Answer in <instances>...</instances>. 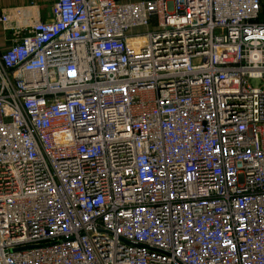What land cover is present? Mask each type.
Returning a JSON list of instances; mask_svg holds the SVG:
<instances>
[{
	"label": "built area",
	"instance_id": "2783aa9c",
	"mask_svg": "<svg viewBox=\"0 0 264 264\" xmlns=\"http://www.w3.org/2000/svg\"><path fill=\"white\" fill-rule=\"evenodd\" d=\"M39 8L0 11V264H264V0Z\"/></svg>",
	"mask_w": 264,
	"mask_h": 264
},
{
	"label": "crops",
	"instance_id": "0c3cea01",
	"mask_svg": "<svg viewBox=\"0 0 264 264\" xmlns=\"http://www.w3.org/2000/svg\"><path fill=\"white\" fill-rule=\"evenodd\" d=\"M54 1L55 0H0V11L15 6H26L30 3H35L40 7L39 12H41L42 15H46Z\"/></svg>",
	"mask_w": 264,
	"mask_h": 264
},
{
	"label": "rangeland",
	"instance_id": "374dc122",
	"mask_svg": "<svg viewBox=\"0 0 264 264\" xmlns=\"http://www.w3.org/2000/svg\"><path fill=\"white\" fill-rule=\"evenodd\" d=\"M261 19H264V13H262ZM250 84L253 85V86H257L259 84V81L253 79V80L250 81Z\"/></svg>",
	"mask_w": 264,
	"mask_h": 264
},
{
	"label": "water",
	"instance_id": "95a60500",
	"mask_svg": "<svg viewBox=\"0 0 264 264\" xmlns=\"http://www.w3.org/2000/svg\"><path fill=\"white\" fill-rule=\"evenodd\" d=\"M116 87H118V86H116ZM26 248H28V247H24V248H21V249H26Z\"/></svg>",
	"mask_w": 264,
	"mask_h": 264
}]
</instances>
